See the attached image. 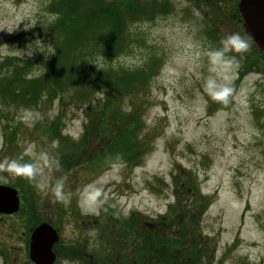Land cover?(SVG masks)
<instances>
[{
	"label": "rangeland",
	"instance_id": "obj_1",
	"mask_svg": "<svg viewBox=\"0 0 264 264\" xmlns=\"http://www.w3.org/2000/svg\"><path fill=\"white\" fill-rule=\"evenodd\" d=\"M52 1L0 0V61L51 56L24 58L18 49L36 38L53 45L45 32L54 21L47 10ZM190 1L172 0V14L133 26L127 36L134 46L129 56L93 64L97 71L135 69L152 55L162 56L146 95L96 94V106L107 97L110 113L122 110L125 120L115 126L132 132L122 135L130 154L119 148L118 155L102 160L97 153L108 147L82 146L95 142L100 127L92 119L80 141L87 105L62 110L60 103L44 101L32 110L22 101H0V184L19 189L28 206L11 218L0 215V264L25 258V233L41 220L57 229L66 245L89 248L95 239L99 255L113 252L116 244L117 254L130 260L122 243L108 241L106 207L132 226L135 247L147 242L142 246L148 254L153 245L165 246L173 231L179 250L161 251L169 264H264V126L253 115L264 106V58L256 62L260 70L241 80L242 63L234 60V48L213 64L212 53L223 50L222 40L241 33L236 24L220 22L230 14L227 2L211 6L200 0L198 10ZM195 9L199 14L190 15ZM210 33L216 35L210 38ZM224 89L226 95H213ZM133 104L142 105L139 113H132ZM12 160L34 164L37 171L16 173L7 167ZM177 181L179 186L190 181L195 192L179 195L170 212ZM94 229L105 233L87 234Z\"/></svg>",
	"mask_w": 264,
	"mask_h": 264
},
{
	"label": "trees",
	"instance_id": "obj_2",
	"mask_svg": "<svg viewBox=\"0 0 264 264\" xmlns=\"http://www.w3.org/2000/svg\"><path fill=\"white\" fill-rule=\"evenodd\" d=\"M47 10L54 17V21L45 28L55 48L54 54L35 60L7 57L0 61V101L7 105H20L18 103L22 101L32 110L41 107L44 101L51 104L56 100L63 107L66 98L72 105H87L88 122L93 119L100 124L93 145L98 144V148L116 145L110 150L105 148L100 151L102 148H96L100 151L97 153L100 159L107 160L110 155H118L116 151L119 148H125L122 135H132V132L123 133L116 128L120 120H125L122 110L116 108L110 113L107 97L96 106V94L118 95L128 99L144 96L150 79L158 75L161 66L159 59L153 55L135 69L116 67L115 70L111 67L108 71H97L92 70L95 68L93 64L97 59L111 62L133 53V43L127 37L129 27L141 19H152L157 11L160 13V8L139 0H53ZM37 67L41 73L32 74ZM141 109L142 105L133 104L132 113H139ZM256 118L264 126V110L257 112ZM129 122L133 124L132 120ZM87 133L88 126L84 135ZM54 137L65 141L56 134ZM125 150L130 154L131 147ZM106 163L103 162L104 165ZM24 180L28 182L29 178ZM188 186L195 192L193 185ZM175 197L179 199L178 191H175ZM111 216L115 226L125 230L132 227L128 221L118 220L122 218L117 213ZM140 254L132 259L134 264L143 261Z\"/></svg>",
	"mask_w": 264,
	"mask_h": 264
},
{
	"label": "water",
	"instance_id": "obj_3",
	"mask_svg": "<svg viewBox=\"0 0 264 264\" xmlns=\"http://www.w3.org/2000/svg\"><path fill=\"white\" fill-rule=\"evenodd\" d=\"M240 11L246 21V34L264 51V0H241ZM18 210L17 192L0 186V214L11 215ZM57 241V234L50 226L40 225L31 237V259L51 263L54 260L51 248Z\"/></svg>",
	"mask_w": 264,
	"mask_h": 264
},
{
	"label": "flooded vegetation",
	"instance_id": "obj_4",
	"mask_svg": "<svg viewBox=\"0 0 264 264\" xmlns=\"http://www.w3.org/2000/svg\"><path fill=\"white\" fill-rule=\"evenodd\" d=\"M200 1V0H195ZM207 3L210 1V5L214 6L215 3L219 4L220 2H227L228 6L230 7L228 11L230 14L226 17V19L221 20L220 22L223 24H242L241 18L236 13V8H238V4L240 0H205ZM224 7L225 4H224ZM219 22V21H218ZM87 234H92L94 236L99 235V231L97 229L87 231ZM89 239L86 238V243H89ZM92 242V240H91ZM94 245L88 248L85 244L84 248L80 247L83 251L78 249L79 246L76 245H66V244H58L53 248V254L55 260L50 263V261H38L33 255L35 260H31V252H30V245L25 246L24 248V259L22 261H15L14 264H63V262H68L70 264H130L129 260H122L118 258L110 257L107 260L100 259V255L94 250L93 247H96V240L94 239ZM92 249V251H90ZM18 257V255H16ZM60 258H67V261H61Z\"/></svg>",
	"mask_w": 264,
	"mask_h": 264
},
{
	"label": "clouds",
	"instance_id": "obj_5",
	"mask_svg": "<svg viewBox=\"0 0 264 264\" xmlns=\"http://www.w3.org/2000/svg\"><path fill=\"white\" fill-rule=\"evenodd\" d=\"M223 50L217 51L215 53H212L213 57V64H216L217 61H219L222 57L224 52H227L231 49H235L237 52H241L243 50H246L248 47V44L245 40H243L238 34H232L227 36L225 39L222 40ZM18 51L22 54V56L25 57H32L34 53H41L45 54L47 52V55L54 54L55 48L51 44H44L39 38H36L34 40H29L25 44L24 49H18ZM210 87H214V84L210 81L209 82ZM227 89H224L222 92H213V95L217 98L222 97L223 95H226ZM7 167L10 168L12 171L16 173H20L26 176H32L36 173L37 169L34 164L31 163H25L21 164L18 163L16 160H12L8 162Z\"/></svg>",
	"mask_w": 264,
	"mask_h": 264
}]
</instances>
